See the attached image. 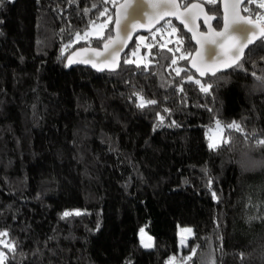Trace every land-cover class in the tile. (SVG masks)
Wrapping results in <instances>:
<instances>
[{
    "label": "trees",
    "instance_id": "trees-1",
    "mask_svg": "<svg viewBox=\"0 0 264 264\" xmlns=\"http://www.w3.org/2000/svg\"><path fill=\"white\" fill-rule=\"evenodd\" d=\"M205 5L220 28L221 0ZM244 6L260 23L264 8ZM114 11L104 0H0V239L16 244L0 245L5 264H264V83L252 75H264V46H249L242 68L200 77L178 58L193 56L192 35L168 18L176 33L163 22L138 34L147 64L124 63L137 35L115 67L69 66L114 24L103 40L75 34ZM134 93L157 103L139 108ZM216 120L231 139L210 149ZM184 225L193 232L182 247ZM141 227L154 247L141 246Z\"/></svg>",
    "mask_w": 264,
    "mask_h": 264
},
{
    "label": "snow or ice",
    "instance_id": "snow-or-ice-1",
    "mask_svg": "<svg viewBox=\"0 0 264 264\" xmlns=\"http://www.w3.org/2000/svg\"><path fill=\"white\" fill-rule=\"evenodd\" d=\"M106 4H111L115 9L113 15H107L105 23L114 24V29H110V32L114 34L108 35L106 41L103 44V51L97 49H92L93 52H96L97 58L100 61V64L105 66L109 65V61L114 62V58L123 50L124 46L128 42L129 37L131 36L132 30H134L137 25L143 27L138 20L130 17V9H132L135 0H104ZM143 3L147 5L148 10L143 13L150 23L159 24L161 21H164L169 27H171V32L176 33L177 29L172 26V20L166 19L168 17H175L177 20L183 24L184 28L187 31L193 34L192 38L196 40L197 44L201 45V48L204 51L197 50L196 56L193 57L191 53L186 55H181L179 59L187 60L191 58L192 67L196 69L200 77H205L206 75H211L212 77L219 78L218 73H221L225 70L232 68H242L243 67V58L245 56V50L249 49V46L256 45L257 42L261 46H264V16H260V23H257L256 20H253L250 16L242 15V13H248L250 10L248 7H245V4H254L258 3L260 8H264V0H223L224 3V15H223V26L217 31L209 21L216 19L214 15H209L205 11V4H216L217 0H195V2H190V0H143ZM95 7V5L93 6ZM87 11V10H86ZM108 12V9L105 8L100 12V16H105ZM203 17V23L207 25V32H198L193 25L197 19ZM251 25V27H250ZM103 27V25H102ZM156 31H160L159 28H156ZM88 35L87 32L83 36L78 32L75 34V39L80 40L86 38ZM100 35L99 33L97 34ZM100 39H104L103 36H100ZM143 39V37H141ZM179 39V37H177ZM168 52H173L172 48L167 49ZM63 52V49H62ZM135 54V53H133ZM73 61L69 58V64ZM85 63H91L92 67L97 68L98 70H104L102 67H99L97 63L93 62V58L84 61ZM124 63H134L132 60H125ZM177 59L173 58L171 64L175 65ZM180 71H177V75H180ZM252 75L262 83H264V75L256 76V73ZM189 82L194 80V77L191 75L187 76ZM194 82L200 86V91L205 94H210L213 87L212 84L206 82L202 83L200 79H195ZM183 91V89H180ZM134 96L139 100L137 107L144 108L146 106L155 105L157 101L155 100H145L140 93H134ZM165 111H169L165 109ZM164 121L163 116H158L157 127L162 126ZM175 124V122H173ZM229 130H236L243 133L241 126L232 122L225 126ZM215 128L218 131H222V125L219 120L215 121ZM248 135L245 134V140L247 142ZM230 137L223 139V143L227 144L230 142ZM256 146H264V138L257 139L255 141ZM210 149H216L219 147V144L213 142L210 138L208 144ZM242 166L248 168L254 165V162L245 156L242 160ZM212 181L209 179V187H211ZM213 199H217L216 193H212ZM83 213L79 209L64 211L61 218H68L73 215L80 216ZM181 233H192L191 228H182L180 229ZM140 234V243L141 246L145 248L154 247L152 242L153 238L147 236L145 227L139 229ZM8 236V232L0 231V237ZM145 237L147 241L145 242ZM181 246H184V238L181 237L180 240ZM0 245L7 248L10 252H14L16 244L14 242L6 243L5 240L0 239ZM195 249L192 250V253L195 254ZM6 253L0 250V264H5ZM191 260L192 256L185 258ZM175 260V257H170V261ZM214 264V261L210 262Z\"/></svg>",
    "mask_w": 264,
    "mask_h": 264
},
{
    "label": "water",
    "instance_id": "water-1",
    "mask_svg": "<svg viewBox=\"0 0 264 264\" xmlns=\"http://www.w3.org/2000/svg\"><path fill=\"white\" fill-rule=\"evenodd\" d=\"M191 2H195V0H192ZM221 4H222V9H223V12H224V3H223V0H221ZM205 7V11L209 14V15H213L211 13L208 12L207 8H206V5H204ZM148 10V7L146 4L143 3V0H135V3L132 7V9H130V17L131 18H134L136 20H138L141 24H143L144 26L143 27H140L139 25H137V27L132 30V33H131V36L129 37L128 39V42L126 43V45L124 46L123 50L114 58V62L113 61H109V65H111L110 67H115L117 66L120 61L122 60V57H123V54L127 51V49L129 48V46L132 44V42L134 41L135 37L139 34V33H144V32H151L153 31L157 26H159L161 23H163L164 21H161L159 24H153V23H150L147 18L143 15V13L145 11ZM242 15H244L242 13ZM168 18H175V17H168ZM166 18V19H168ZM176 19V18H175ZM177 20V19H176ZM178 22H180L179 20H177ZM201 22H203V17L201 16L200 19H197L195 21V24L193 25V27L198 31V32H207L208 28H207V25H205L206 29H202L201 28ZM209 23L212 25V27H214L217 31H219L222 26L220 28H217L215 25H214V20H211L209 21ZM259 23V22H257ZM251 27V25H250ZM187 30V29H186ZM189 32V31H188ZM192 36L193 34L191 32H189ZM193 39V38H192ZM193 41L195 42L196 44V50L194 51L193 53V57L196 56V53H197V50H200V51H204V49L201 48V45L197 44L196 40L193 39ZM92 49H97L99 51H103V45L101 47H95V46H90V45H87V46H83V47H80L74 51H72L68 58H67V63L69 66H76V65H85V66H89V67H92V64L91 63H85L84 61L89 59V57H92L93 58V62L94 63H97L99 67H102L103 69L106 68V67H109V66H105L103 64H100V61L99 59L97 58V54L96 52H93ZM247 50V49H246ZM245 50V52H246ZM69 58H71V60L73 61L71 64H69ZM94 68V67H92ZM94 69H97V68H94Z\"/></svg>",
    "mask_w": 264,
    "mask_h": 264
},
{
    "label": "rangeland",
    "instance_id": "rangeland-1",
    "mask_svg": "<svg viewBox=\"0 0 264 264\" xmlns=\"http://www.w3.org/2000/svg\"><path fill=\"white\" fill-rule=\"evenodd\" d=\"M102 25H103V27H102ZM106 25H107V23H105V21H99L97 23L91 22L83 29V31H81L79 33L83 36V34L85 32H87L88 35L86 38H90L91 36H95L98 33L100 34L99 36H101L104 33ZM141 37H143V39H141ZM137 41H138V45L135 49H133L128 60H132L136 63H146L147 64L150 62L151 59H150L149 51L148 50L146 51L145 48H143V46L145 45V43L143 44V41H145L144 36H142L141 34L138 35ZM133 53H135V54H133ZM207 136H208L209 142H210V138L213 142H216V143L222 142L223 139H225L224 126L222 125V131H218L215 128V122H214L209 127V129L207 131ZM182 228H191L192 232H193V228L189 225L180 226V229H182ZM145 231L147 233V236H151L153 238L152 242L154 243V237L146 230V228H145ZM180 234H181L180 240H181V237H183L184 243H186L192 233H187V232L181 233L180 232ZM145 242H148L147 237H145Z\"/></svg>",
    "mask_w": 264,
    "mask_h": 264
}]
</instances>
